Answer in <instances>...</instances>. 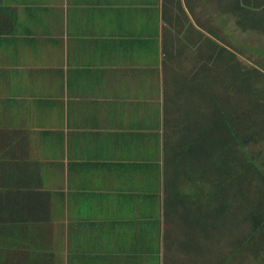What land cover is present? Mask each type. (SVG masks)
<instances>
[{"label": "crops", "instance_id": "obj_1", "mask_svg": "<svg viewBox=\"0 0 264 264\" xmlns=\"http://www.w3.org/2000/svg\"><path fill=\"white\" fill-rule=\"evenodd\" d=\"M234 12L0 0V264L206 263L211 233L168 210L166 133Z\"/></svg>", "mask_w": 264, "mask_h": 264}, {"label": "trees", "instance_id": "obj_2", "mask_svg": "<svg viewBox=\"0 0 264 264\" xmlns=\"http://www.w3.org/2000/svg\"><path fill=\"white\" fill-rule=\"evenodd\" d=\"M230 8L238 28L264 34V0H230ZM213 32L202 77L187 94L197 106L182 111L166 133L173 202L168 210L198 236L220 233L230 223L229 243L213 238L228 251L213 264H244L246 253L264 264V159L262 150H251L264 142V70L243 64L235 49L219 42L217 29ZM211 259L210 250L206 263L197 259L195 264H211Z\"/></svg>", "mask_w": 264, "mask_h": 264}, {"label": "rangeland", "instance_id": "obj_3", "mask_svg": "<svg viewBox=\"0 0 264 264\" xmlns=\"http://www.w3.org/2000/svg\"><path fill=\"white\" fill-rule=\"evenodd\" d=\"M221 17L220 15L214 14V29L217 27L218 18ZM224 19H227L225 16ZM229 19V26H228V36L227 33L224 36V41L229 42V44H226L230 46L232 49H235L239 56L241 57V60L243 61V64L245 65H255L257 67H260L262 70H264V34L260 31H246L244 32L241 28H236L235 22L233 19L236 20V18L233 16V14L228 16ZM218 30V28H216ZM251 150L253 152H258L259 150L263 151L262 158L264 159V142L260 143V145H256L251 147ZM232 226H230V223H227L224 227L225 230L216 231L215 234L211 235L212 242L213 238L215 242L219 238L223 239L224 243H229V239H232V234L230 233ZM243 233V230H242ZM243 235V234H240ZM222 242V243H223ZM222 245V244H221ZM222 252H226L227 249L223 246H219V244H213L211 247V264L214 263V259L216 260L220 257L219 254ZM215 260V261H216ZM244 264H258V261L254 259L252 254L246 253V259Z\"/></svg>", "mask_w": 264, "mask_h": 264}]
</instances>
